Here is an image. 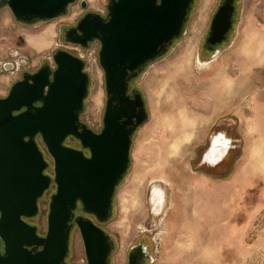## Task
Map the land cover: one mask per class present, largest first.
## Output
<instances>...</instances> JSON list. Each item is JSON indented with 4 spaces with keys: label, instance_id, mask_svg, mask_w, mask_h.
Returning a JSON list of instances; mask_svg holds the SVG:
<instances>
[{
    "label": "rangeland",
    "instance_id": "1",
    "mask_svg": "<svg viewBox=\"0 0 264 264\" xmlns=\"http://www.w3.org/2000/svg\"><path fill=\"white\" fill-rule=\"evenodd\" d=\"M86 1L104 12L105 0ZM222 1L194 0L165 54L128 82L141 93L148 119L133 134L112 215L100 224L114 242L110 264H127L137 244L150 255L142 264H264V0H235L232 28L213 52L203 44ZM81 13L73 3L65 15L25 25L0 10V65L9 60L18 68L0 67V96L21 69L52 65V53L63 48L84 61L89 90L80 121L98 132L106 102L100 43L79 48L60 37ZM214 137L226 141L219 161L205 157ZM64 143L81 149L75 138ZM160 144L157 162L143 166L142 151ZM53 192L54 185L38 199L39 213L29 222L39 235ZM74 212L82 213L79 206ZM68 246L65 262L86 264L76 226Z\"/></svg>",
    "mask_w": 264,
    "mask_h": 264
},
{
    "label": "water",
    "instance_id": "2",
    "mask_svg": "<svg viewBox=\"0 0 264 264\" xmlns=\"http://www.w3.org/2000/svg\"><path fill=\"white\" fill-rule=\"evenodd\" d=\"M74 1L0 0V7L7 5L16 21L29 23L63 15ZM234 2L223 0L214 12L204 48L214 52L226 39ZM193 3L109 0L106 17L87 13L67 31L66 40L82 47L93 40L100 43L106 102L98 132L80 121L89 76L83 59L67 50L57 49L53 66L45 63L24 73L0 97V264H67L73 226L86 264H110L114 242L100 224L112 215L115 190L129 167L133 134L148 119L141 93L133 89L130 94L128 82L165 54L181 34ZM69 136L81 149L64 143ZM50 165L51 174L46 173ZM51 185L46 231L39 235L38 227L25 219L38 215V199ZM78 206L82 213L76 215ZM149 257L137 244L129 249L127 264H142Z\"/></svg>",
    "mask_w": 264,
    "mask_h": 264
},
{
    "label": "flooded vegetation",
    "instance_id": "3",
    "mask_svg": "<svg viewBox=\"0 0 264 264\" xmlns=\"http://www.w3.org/2000/svg\"><path fill=\"white\" fill-rule=\"evenodd\" d=\"M108 1L109 0H105V5H104V12L103 13H100V12H98L97 10H94V9H91L90 7H89V4H88V2L86 1V0H83V4H84V7H81V3H82V0H75L73 3H78V5H79V7H80V9H81V15H79L77 18H76V21H74V22H72V23H70L69 25H66V26H64L63 28H62V30L60 31V37H61V40H62V42L63 43H67V44H71V45H75V46H77V47H79V48H83L82 46H80L79 44H76V43H72V42H69V41H67L66 40V33H67V31L69 30V29H71V28H75L76 27V25H77V23L79 22V20L84 16V15H86L87 13H89V14H99V15H101L102 17H106V14H107V4H108ZM73 3H71V4H73ZM70 5V4H69ZM3 8H7L9 11H10V9L8 8V6L7 5H4V6H2V7H0V10L1 9H3ZM68 12V8H67V11H66V13ZM10 13H11V11H10ZM65 13V14H66ZM65 14H63V15H65ZM11 15H12V13H11ZM92 16H94V15H92ZM12 17H13V19L15 20V18H14V16L12 15ZM16 21V20H15ZM17 23H21V24H25V25H32V24H35L36 22H39V20H36V21H34V22H29V23H25V22H21V21H16ZM58 49H60V48H58ZM61 49H63V48H61ZM57 50V49H56ZM56 50H54V52L56 51ZM54 52L52 53V57H53V54H54ZM71 53V52H70ZM157 59V58H156ZM47 64H49V63H47ZM49 65H51V64H49ZM54 64H52L51 66H53ZM41 66V65H40ZM39 66V67H40ZM0 67H1V69L2 70H18V68H16V66H15V63L13 62V61H9V60H6V61H4L3 63H1V65H0ZM39 67H37L36 69H21L20 71H19V73H18V76L16 77V79L11 83V85L13 84V83H15L16 81H19V80H21L22 79V77H23V74L24 73H29V74H32V73H34V72H36L37 70H38V68ZM11 85H10V87H11ZM10 87H9V89H10ZM9 89H8V91H7V93L5 94V95H3V96H0V97H4V96H6L7 94H8V92H9ZM132 90L133 89H129L128 90V92L130 93V94H132ZM70 137V136H69ZM68 137V138H69ZM71 138H73V137H71ZM52 186V185H51ZM50 186V187H51ZM27 222H30V220H32V218L31 219H25ZM144 260V259H143Z\"/></svg>",
    "mask_w": 264,
    "mask_h": 264
},
{
    "label": "bare ground",
    "instance_id": "4",
    "mask_svg": "<svg viewBox=\"0 0 264 264\" xmlns=\"http://www.w3.org/2000/svg\"><path fill=\"white\" fill-rule=\"evenodd\" d=\"M99 97L95 94V101H98ZM227 151L226 141L219 140V138L214 137L212 139V144L205 154V157L214 161L221 158Z\"/></svg>",
    "mask_w": 264,
    "mask_h": 264
},
{
    "label": "crops",
    "instance_id": "5",
    "mask_svg": "<svg viewBox=\"0 0 264 264\" xmlns=\"http://www.w3.org/2000/svg\"><path fill=\"white\" fill-rule=\"evenodd\" d=\"M162 147V144H160L158 146V149H154V150H147L146 148L142 151V155L143 157L141 156L140 158V162L142 163L143 166H147L148 164V161L150 162H157V152L160 150V148ZM163 148H165L166 151H170L172 148H173V145H171L170 147H168L167 145H163ZM148 151V152H147ZM139 162V163H140Z\"/></svg>",
    "mask_w": 264,
    "mask_h": 264
},
{
    "label": "built area",
    "instance_id": "6",
    "mask_svg": "<svg viewBox=\"0 0 264 264\" xmlns=\"http://www.w3.org/2000/svg\"><path fill=\"white\" fill-rule=\"evenodd\" d=\"M38 143H39V145L43 148V144H42L40 138L38 139Z\"/></svg>",
    "mask_w": 264,
    "mask_h": 264
},
{
    "label": "trees",
    "instance_id": "7",
    "mask_svg": "<svg viewBox=\"0 0 264 264\" xmlns=\"http://www.w3.org/2000/svg\"><path fill=\"white\" fill-rule=\"evenodd\" d=\"M121 182V181H120Z\"/></svg>",
    "mask_w": 264,
    "mask_h": 264
}]
</instances>
